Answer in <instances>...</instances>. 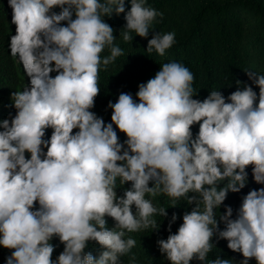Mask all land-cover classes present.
<instances>
[{
	"label": "clouds",
	"instance_id": "obj_1",
	"mask_svg": "<svg viewBox=\"0 0 264 264\" xmlns=\"http://www.w3.org/2000/svg\"><path fill=\"white\" fill-rule=\"evenodd\" d=\"M130 5L126 10L125 0H8L16 26L9 47L24 66L28 86L12 93L16 114L0 120V246L10 250L6 264H121L120 257L136 246L126 232L150 226L158 231L161 225L151 217L168 216L145 199L158 194L195 205L182 214L175 233L179 217L173 213L169 235L157 240L170 264L204 262L213 237L242 255L239 264H264V187L242 196L235 218L224 204L229 192L246 187L249 166L254 182L264 185V74L248 71L251 84L241 88L237 80L227 97L213 91L200 100L193 98L192 72L176 61L163 63L138 84L135 98L121 92L115 103L109 101L106 123L91 111L99 74L123 49L102 17L124 14L125 42L133 40L131 32L148 39L151 23L163 18L146 0ZM174 43V32H154L147 50L163 57ZM106 47L110 55L101 57ZM117 129L126 136L123 142ZM118 177L122 185L130 182L123 195ZM223 180L228 183L221 187L217 182ZM217 206L225 209L218 219ZM54 237L64 245L55 260ZM89 242L99 245L98 255L86 250ZM233 259L217 256L208 264ZM129 264H139L135 255Z\"/></svg>",
	"mask_w": 264,
	"mask_h": 264
},
{
	"label": "trees",
	"instance_id": "obj_2",
	"mask_svg": "<svg viewBox=\"0 0 264 264\" xmlns=\"http://www.w3.org/2000/svg\"><path fill=\"white\" fill-rule=\"evenodd\" d=\"M125 3L126 10L130 9V0H125ZM146 6L163 13L162 19L157 16L151 23L148 39L154 32L161 35L174 32L175 43L161 57L154 49L149 52L148 39L136 36L135 32L130 33L133 40H123V26L126 23L124 14L113 13L111 18L102 17L114 29V36L117 37L114 44L123 49V55L118 56L106 69L102 65L99 74L100 93L95 98V107L91 111L103 117L106 123L111 122L112 110L108 108L109 101L115 103L121 92L131 93L135 98L138 84L152 78L163 63L176 61L187 67L194 76L193 98L200 100L213 91H220L227 97L238 87L237 80L242 82L239 85L241 88L244 83L251 84L246 74L248 71L264 74V0H146ZM54 10L58 12L59 8ZM11 18L12 9L8 6V0H0V120L9 118V113L12 116L16 114V110L11 106V101L14 100L12 93L23 91L24 87L28 86L24 66L18 57L11 55L10 37L16 34V26L11 23ZM108 55L110 51L106 47L101 57ZM254 90L257 93L259 91L256 87ZM198 128V125L192 127L194 135ZM51 131L48 129L46 136H50ZM117 132L123 142L126 139L125 134L120 133L118 129ZM246 171V187L240 193L229 192L224 201L225 205L233 208V218L241 204L242 196L251 189L264 187L254 182L251 166ZM217 183L223 187L228 181ZM116 187L118 195H123V189L130 187V182L122 185L118 177ZM193 194L189 192L188 196ZM195 195L199 196V193ZM145 199H151L157 209H166L168 216L165 218L157 212L151 217L161 225L158 231L150 226L137 232H126L125 239H135L136 246L128 254L121 256L120 262L129 264L130 257L135 255L139 264H170L160 253L157 240L166 239L169 235L166 229L173 213L179 217L172 224L171 231L175 233L182 223V214L190 211L195 205H189L186 197L173 200L164 194H158L156 197L146 195ZM200 207L203 210V204ZM214 211L218 219L225 209L223 206H217ZM106 219L108 227L112 228L113 220ZM220 228H224L222 223ZM51 243L56 245L52 257L55 260L63 251L64 245L57 237H54ZM213 243L216 245L213 244L204 262L194 260L190 264H208V261L217 256L234 258L233 264H239L242 255L229 250L226 240L217 242L216 237H213ZM86 250L98 255L100 248L95 242H89ZM8 255L10 250L0 246V264H6L5 258ZM249 264H256V261L253 259Z\"/></svg>",
	"mask_w": 264,
	"mask_h": 264
}]
</instances>
